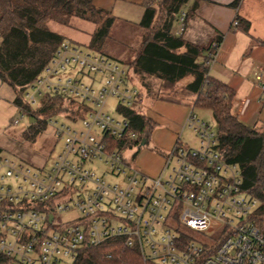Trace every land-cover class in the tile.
<instances>
[{"label": "built area", "instance_id": "obj_1", "mask_svg": "<svg viewBox=\"0 0 264 264\" xmlns=\"http://www.w3.org/2000/svg\"><path fill=\"white\" fill-rule=\"evenodd\" d=\"M48 93L75 101L73 111L35 119L62 140L54 162L0 153V252L10 264H72L84 245L116 238L157 264H264L263 203L242 188L241 168L224 158L210 123L192 111L184 127L200 146L179 135L150 176L133 164L147 142L122 109H141L146 94L128 64L66 40L25 97L38 109ZM17 108L15 123L32 118Z\"/></svg>", "mask_w": 264, "mask_h": 264}, {"label": "trees", "instance_id": "obj_2", "mask_svg": "<svg viewBox=\"0 0 264 264\" xmlns=\"http://www.w3.org/2000/svg\"><path fill=\"white\" fill-rule=\"evenodd\" d=\"M189 1L149 0L138 24L147 32L128 65L135 75L156 78L171 89L183 78L193 77L181 90L186 95H157L153 98L180 102L183 96L194 95L191 101L193 107L210 109L217 124L224 158L240 166L242 188L258 197L264 207V123L253 127L240 120L232 111L235 91L210 74L208 60L217 53L222 35L202 45L187 40L183 31L176 32V23L181 21V14L185 13L186 24L190 11L199 0H194L191 10H186ZM153 2L157 4L153 5ZM238 2L235 0L232 5L236 6ZM75 18L95 25L87 44L89 49L127 64L104 49L116 17L110 11L96 7L93 0H0V80L14 89V104L30 113L34 119L39 116L46 119L64 110H74L75 101L67 104L63 96L50 93L42 97L39 108L35 109L26 99L25 92L51 62L57 48L67 40L65 35L52 30L49 23L58 21L72 26ZM235 19L238 20V25L233 26L235 29L249 32L251 23L248 19L239 14ZM140 84L152 91L150 83ZM122 109L130 119L132 129L149 143L156 121L139 108L127 106ZM37 122L29 124L30 131L26 133L29 139L35 140L46 124L44 120ZM140 150L136 151L134 158ZM3 151L0 145V153ZM11 262L10 256L0 252V264ZM72 264L157 263L146 262L136 247H129L123 239L116 238L97 246L84 245Z\"/></svg>", "mask_w": 264, "mask_h": 264}, {"label": "crops", "instance_id": "obj_3", "mask_svg": "<svg viewBox=\"0 0 264 264\" xmlns=\"http://www.w3.org/2000/svg\"><path fill=\"white\" fill-rule=\"evenodd\" d=\"M234 1L199 0L195 8L190 11L186 24L177 21L175 28L178 33L183 31L187 40L202 45H207L218 35H222L217 59L210 65V74L227 83L235 91L233 113L246 124L259 127L264 123V0H249L248 3L247 0H239L236 6L232 5ZM93 2L96 7L110 11L115 17L127 22L134 20L135 24H139L149 0H93ZM193 3L194 0H190L185 9L191 10ZM237 14L250 21L249 32L233 27V20ZM192 79V76H187L182 80H185L186 84ZM3 84L4 82L0 80V89ZM193 98L194 95L183 96L180 102L160 98L157 100L173 104L172 111L178 115V122L174 126L175 131L165 127L166 130L173 132L172 134L156 140L158 147L154 158L157 163L156 168L151 170L142 167L150 176H157L162 171L167 153L179 137L180 133L177 130L182 126L184 128L193 110L191 103ZM150 112V114L144 113L155 120L157 125L147 144L152 143L153 133L160 126V121H164V117L159 112Z\"/></svg>", "mask_w": 264, "mask_h": 264}, {"label": "rangeland", "instance_id": "obj_4", "mask_svg": "<svg viewBox=\"0 0 264 264\" xmlns=\"http://www.w3.org/2000/svg\"><path fill=\"white\" fill-rule=\"evenodd\" d=\"M248 2L249 0L246 1V3ZM135 22L136 21L134 20L127 22L124 19L116 17L115 23L110 31L108 42L104 48L110 55L118 56L127 62V64L131 62L133 57L136 55V52L142 44L143 36L147 32L141 28L138 23L135 24ZM49 25L57 32L65 35L67 40L72 41L85 49L88 48L87 43L95 29V25L93 23L83 22L77 19H73L72 26H65L58 21H52ZM135 78L138 82H142L143 85L146 82L152 85V91H150L147 86H143L146 94H143V102L140 105L141 110L148 114L151 113L150 111H154V113L157 111L164 117V121H160V126H158L153 133L152 143L144 146L133 160V164L142 171V167L154 170L157 165L154 158L156 157V150L158 148L155 142L158 138L173 133L166 130L165 127L173 131L175 128L174 126L178 122V115H175L172 111L174 108L172 103L157 101L158 99L153 97L157 95L158 97L163 95L171 96L175 94L177 97L186 95L185 92H181L186 81H179L176 86L171 89L165 87L162 81L153 77L142 78L139 75H135ZM14 97L15 91L10 85L7 83L1 85L0 145L4 149L3 153L16 157L18 160L31 163L35 166L51 164L54 162L56 155L60 152L62 146L61 138L59 139L56 136L50 125L48 126L44 123L45 125L42 126V130L36 136L35 140L29 139L26 136V133L30 131L29 124L31 122L29 117L26 115L18 123L14 122L15 117L19 113L17 106L11 102ZM116 104V98H109L108 109L114 115H117L114 111ZM193 110L199 119L210 123L214 129H217V124L210 109L193 107ZM60 120L65 119L60 117ZM33 122H35V120ZM177 132L180 133L179 135L181 137V141L184 143H187L192 147L200 146V138L189 126L184 127V129L182 126L179 130H177ZM97 167L99 168V172H101L102 164H97Z\"/></svg>", "mask_w": 264, "mask_h": 264}, {"label": "water", "instance_id": "obj_5", "mask_svg": "<svg viewBox=\"0 0 264 264\" xmlns=\"http://www.w3.org/2000/svg\"><path fill=\"white\" fill-rule=\"evenodd\" d=\"M35 119L34 118H30V122H33ZM147 142V140H144L143 143L145 144Z\"/></svg>", "mask_w": 264, "mask_h": 264}]
</instances>
